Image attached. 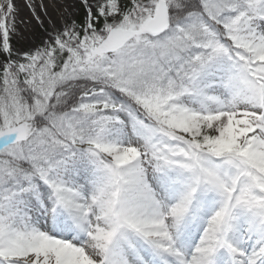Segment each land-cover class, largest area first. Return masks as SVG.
<instances>
[{
	"label": "snow or ice",
	"instance_id": "6c2138e0",
	"mask_svg": "<svg viewBox=\"0 0 264 264\" xmlns=\"http://www.w3.org/2000/svg\"><path fill=\"white\" fill-rule=\"evenodd\" d=\"M0 264H264V0H0Z\"/></svg>",
	"mask_w": 264,
	"mask_h": 264
},
{
	"label": "bare ground",
	"instance_id": "6f19581e",
	"mask_svg": "<svg viewBox=\"0 0 264 264\" xmlns=\"http://www.w3.org/2000/svg\"><path fill=\"white\" fill-rule=\"evenodd\" d=\"M50 12H52L53 18H57V15H59L57 12H54L51 9H50ZM22 14L27 16V10H24V12Z\"/></svg>",
	"mask_w": 264,
	"mask_h": 264
},
{
	"label": "rangeland",
	"instance_id": "374dc122",
	"mask_svg": "<svg viewBox=\"0 0 264 264\" xmlns=\"http://www.w3.org/2000/svg\"><path fill=\"white\" fill-rule=\"evenodd\" d=\"M57 17H58V15H57ZM55 19V18H54ZM41 33H39V31L37 30V35H40Z\"/></svg>",
	"mask_w": 264,
	"mask_h": 264
}]
</instances>
